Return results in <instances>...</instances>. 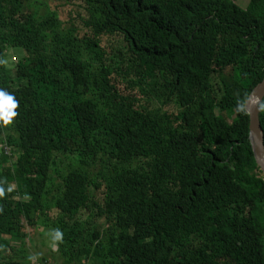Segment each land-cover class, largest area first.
Masks as SVG:
<instances>
[{"label": "trees", "instance_id": "1", "mask_svg": "<svg viewBox=\"0 0 264 264\" xmlns=\"http://www.w3.org/2000/svg\"><path fill=\"white\" fill-rule=\"evenodd\" d=\"M240 1L0 0L17 104L0 124V264H31L37 229L75 264H264L245 110L264 0Z\"/></svg>", "mask_w": 264, "mask_h": 264}, {"label": "rangeland", "instance_id": "2", "mask_svg": "<svg viewBox=\"0 0 264 264\" xmlns=\"http://www.w3.org/2000/svg\"><path fill=\"white\" fill-rule=\"evenodd\" d=\"M247 2V0H241L238 4L244 9L247 6ZM37 6L40 10V15H44L45 8L39 5ZM52 38L50 36L51 40ZM23 58H25V53L20 49L10 48L4 53L5 66L11 78L14 76L18 62ZM59 197L60 195L56 194L46 195V208L49 210L53 209ZM27 234L30 240L25 247V251L28 256L32 257L31 264H75L70 256H66L64 252L60 253L58 251V242L53 238L54 234L52 232H44L41 229H37L35 232L27 230ZM19 244V242H15L16 246H19Z\"/></svg>", "mask_w": 264, "mask_h": 264}, {"label": "water", "instance_id": "3", "mask_svg": "<svg viewBox=\"0 0 264 264\" xmlns=\"http://www.w3.org/2000/svg\"><path fill=\"white\" fill-rule=\"evenodd\" d=\"M264 99V79L250 93L245 110L249 115V140L257 166L264 175V133L260 123V104Z\"/></svg>", "mask_w": 264, "mask_h": 264}, {"label": "clouds", "instance_id": "4", "mask_svg": "<svg viewBox=\"0 0 264 264\" xmlns=\"http://www.w3.org/2000/svg\"><path fill=\"white\" fill-rule=\"evenodd\" d=\"M16 101L13 99L12 95L0 90V124L8 125L12 118L16 115L13 111L16 108ZM55 240L61 238V233L57 230L54 232Z\"/></svg>", "mask_w": 264, "mask_h": 264}, {"label": "built area", "instance_id": "5", "mask_svg": "<svg viewBox=\"0 0 264 264\" xmlns=\"http://www.w3.org/2000/svg\"><path fill=\"white\" fill-rule=\"evenodd\" d=\"M6 150V151H8V152H10L7 148H2L1 146H0V159L2 158V156H3V153H4V151L3 150ZM38 264V263H37Z\"/></svg>", "mask_w": 264, "mask_h": 264}, {"label": "bare ground", "instance_id": "6", "mask_svg": "<svg viewBox=\"0 0 264 264\" xmlns=\"http://www.w3.org/2000/svg\"><path fill=\"white\" fill-rule=\"evenodd\" d=\"M6 147H7V145H6Z\"/></svg>", "mask_w": 264, "mask_h": 264}]
</instances>
